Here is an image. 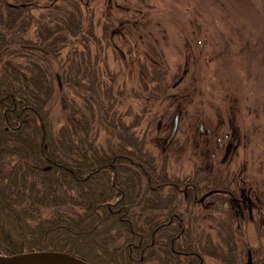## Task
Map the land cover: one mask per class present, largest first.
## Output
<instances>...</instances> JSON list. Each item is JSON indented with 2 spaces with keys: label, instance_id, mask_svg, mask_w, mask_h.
Masks as SVG:
<instances>
[{
  "label": "trees",
  "instance_id": "16d2710c",
  "mask_svg": "<svg viewBox=\"0 0 264 264\" xmlns=\"http://www.w3.org/2000/svg\"><path fill=\"white\" fill-rule=\"evenodd\" d=\"M90 2L0 0V253L55 249L91 264H200L203 255L218 256L209 238L201 242L185 226L180 200L194 202L216 185L158 172L142 141L127 134L134 125L99 95L111 89L100 84L108 69L94 53L101 41L92 16L85 18ZM52 62L56 79L87 93L85 110L64 99L68 125L57 131L47 109ZM57 206L76 211L30 213Z\"/></svg>",
  "mask_w": 264,
  "mask_h": 264
},
{
  "label": "rangeland",
  "instance_id": "374dc122",
  "mask_svg": "<svg viewBox=\"0 0 264 264\" xmlns=\"http://www.w3.org/2000/svg\"><path fill=\"white\" fill-rule=\"evenodd\" d=\"M85 10L101 41L97 63L109 72L100 78L109 95L98 93L115 102L111 112L124 125H134L127 134L142 141L158 172L216 185L194 202L180 199L185 226L201 242L209 238L219 256L203 255L200 264H262L264 0H91ZM51 66L56 88L47 109L57 131L68 125L64 99L85 110L87 93L78 96ZM95 130L104 144L106 134L97 124ZM73 211L57 206L30 213Z\"/></svg>",
  "mask_w": 264,
  "mask_h": 264
},
{
  "label": "water",
  "instance_id": "95a60500",
  "mask_svg": "<svg viewBox=\"0 0 264 264\" xmlns=\"http://www.w3.org/2000/svg\"><path fill=\"white\" fill-rule=\"evenodd\" d=\"M0 264H91L70 255L68 252L55 250H32L12 255L0 254Z\"/></svg>",
  "mask_w": 264,
  "mask_h": 264
}]
</instances>
